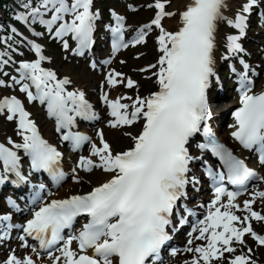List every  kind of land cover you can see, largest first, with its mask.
Listing matches in <instances>:
<instances>
[{
    "label": "snow or ice",
    "instance_id": "snow-or-ice-1",
    "mask_svg": "<svg viewBox=\"0 0 264 264\" xmlns=\"http://www.w3.org/2000/svg\"><path fill=\"white\" fill-rule=\"evenodd\" d=\"M262 2L264 0H245L239 10L227 15L228 0H187L182 9L175 11L166 9L171 0H155L154 5H149L157 10L154 17L138 28L130 40L125 39V16L112 12L115 25L108 27L112 33L113 54L130 44L144 42L153 28L159 30L156 40L160 55L156 63L140 69H155L151 75L155 77L156 90L147 96L110 98L104 91L105 84L100 85V99L110 110L112 119L108 124L111 127L142 121L138 133H126L132 143L121 151L112 149L103 130L97 132L99 145L91 136L72 130L77 117L94 120L99 118L98 114L82 90H68L66 86L72 81L67 75L58 78L56 71L41 66L42 61L50 57L44 55L42 44L28 40L38 58L20 60L15 68L18 75H12L10 80L0 78V87L19 85L28 101L38 99L46 104L48 115L55 118L56 131L73 150L90 144L89 155H80L71 169L73 181L79 183L83 179L78 169L87 172L101 169L109 175L89 191L49 199L52 193L48 186L43 180L33 183V173H47L53 184L60 186L68 175L61 167L63 153L40 134L21 99L16 95L4 96L0 99V115L7 121H16L22 142L12 137L7 138V143L0 142V185L8 181L14 185H31L27 198L31 218L20 224L11 222L10 212L0 215V242L10 238L13 229L21 230L23 234L19 240L23 247L29 246L28 238L32 237L39 241V249L46 252L48 260L41 259L39 264H162L161 252L172 239L171 231L187 222L185 213L195 215L187 204L182 206L180 202L187 198L189 185L195 187L200 183L193 164L203 156L198 157L191 151V142L202 132L204 140L196 147L201 154L210 150L218 157L221 170L204 162L215 195L204 219L193 228V232L199 233L193 239L206 243L185 247V252L193 253L185 264H215L216 261L258 264L250 255L251 247L247 253L241 250L240 254H235V245L246 246L245 235L249 234L264 246V234L257 233L252 226L253 219L264 222V212L253 207L257 199L264 203V189L257 186L242 207L235 201L241 191L248 192L250 181L264 182V175L217 139L209 123L213 116L209 90L213 79L220 81L216 73L217 36L219 25L226 23L234 31L226 35L225 51L220 59L239 57L243 69L238 71L232 67L238 77L240 106L232 112L231 136L244 149L256 153L259 164L264 166V87L254 90L252 75L259 73L257 67L244 59L247 50L242 43L250 27L249 14ZM128 7L135 10L133 5ZM20 8L22 11L14 13L15 19L25 24L38 21L46 25L52 36L63 40L65 49L69 44L63 38L69 34L76 41L72 51L81 56L95 42L96 21L101 13L99 9L94 10L93 0H21ZM48 13L50 18H46ZM166 17H178L175 30L164 26ZM261 23L264 25V19ZM11 33L17 34L15 26L11 27ZM35 35L39 37L43 33ZM8 39L6 36L5 42ZM5 55L0 52V72L8 77L4 66L17 62L10 55L5 59ZM103 63H111V57ZM91 67H97L95 60ZM120 84L127 88L138 87V82L124 73L115 69L109 71L106 85ZM125 99L131 103L122 102ZM19 150L30 160L27 174ZM226 181L235 186V190H230ZM45 191H48L47 196ZM6 203L12 209H20L17 199L11 195L6 197ZM237 210L245 214L237 215ZM81 216L87 218L86 222L73 231L74 223ZM174 217L177 218L175 222ZM193 239H189L188 245L193 244ZM33 251L40 256L39 250L33 248ZM225 253L230 255L225 256ZM176 254L177 249L173 248L172 255ZM2 264H37V260L27 254L19 257L12 250Z\"/></svg>",
    "mask_w": 264,
    "mask_h": 264
},
{
    "label": "bare ground",
    "instance_id": "bare-ground-1",
    "mask_svg": "<svg viewBox=\"0 0 264 264\" xmlns=\"http://www.w3.org/2000/svg\"><path fill=\"white\" fill-rule=\"evenodd\" d=\"M182 0H178V4H176V6H174V8L176 7H180L179 5V2H181ZM183 6H181L182 8ZM141 20H135V21H130V23L132 25H136V23H139ZM135 22V23H134ZM165 23L168 27H176V17H172V18H167L165 20ZM52 65L54 67L57 68L58 71H60V73L62 74H72L74 72H76V74L78 73H82V72H78L77 69H68L66 66H62V63L60 61L57 60V58H54L53 61H52ZM75 70V71H74ZM84 76L88 79H90V75L87 73V72H84ZM75 78H78L77 76H74L73 77V81H74V84H78L79 80L75 79ZM219 109V110H218ZM225 107L222 103L218 104L215 108V112L216 113H222L224 111ZM42 126L43 128L45 129V131L47 132V134L50 136V131H49V126L43 122L42 120ZM0 135L2 137H6V136H11V137H14L15 136V131L13 129V123L11 121H7L4 119V117L0 116ZM105 136V135H104ZM106 136L107 137H112V139H116L117 137V132L116 131H111V130H107L106 132ZM120 145V144H119ZM94 176H99V178H103L105 177L106 175L105 174H102V173H99V174H94ZM99 178H96L99 179ZM64 192V189L62 190V193Z\"/></svg>",
    "mask_w": 264,
    "mask_h": 264
},
{
    "label": "rangeland",
    "instance_id": "rangeland-1",
    "mask_svg": "<svg viewBox=\"0 0 264 264\" xmlns=\"http://www.w3.org/2000/svg\"><path fill=\"white\" fill-rule=\"evenodd\" d=\"M147 0H142L141 2H146ZM175 5V3H173L171 6H170V8H172L173 6ZM151 17V13L150 12H146L145 10H142L141 12H140V15L139 14H136L135 16H131V18H132V20H141V21H146V20H148L149 18ZM142 50H144L143 48H140V49H136L135 51H132L133 53H136V52H139V51H142ZM132 52L130 53V55L132 54ZM155 56H156V54H154L153 55V58L151 59H147V60H138V61H136V60H133L132 59V61H131V64H130V66H127V65H124V66H122V70H124V71H126L127 73H128V75H131V76H134V77H137V78H139V76L138 75H136L135 73H133V71H132V68H134L135 66L136 67H138V66H140V65H142V64H144V63H146V62H148V61H151V60H153L154 58H155ZM64 66H66L68 69H77L79 72H87L92 78H94L93 76H92V73H90L89 71H88V69H86L85 67H83V66H79V67H76V65H68V64H63ZM62 65V66H63ZM75 71V70H74ZM74 73H76V72H74ZM127 77H129V76H127ZM219 110V109H218ZM121 140V139H120ZM120 144V145H119ZM127 145V142L126 141H121V143H118V142H114V148L115 149H122L124 146H126ZM88 188V187H87Z\"/></svg>",
    "mask_w": 264,
    "mask_h": 264
}]
</instances>
